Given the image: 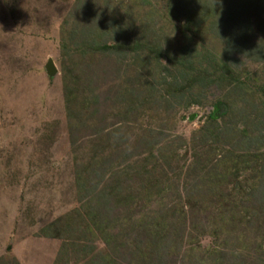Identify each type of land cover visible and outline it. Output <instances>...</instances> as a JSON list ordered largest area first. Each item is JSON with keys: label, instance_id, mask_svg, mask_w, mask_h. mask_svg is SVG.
<instances>
[{"label": "rangeland", "instance_id": "374dc122", "mask_svg": "<svg viewBox=\"0 0 264 264\" xmlns=\"http://www.w3.org/2000/svg\"><path fill=\"white\" fill-rule=\"evenodd\" d=\"M177 1L0 0V264H127L80 207L111 177L126 200L106 231L164 219L162 264H264V9L226 0L225 28L211 0L192 18ZM75 67L104 84L69 86ZM83 218L72 236L52 229Z\"/></svg>", "mask_w": 264, "mask_h": 264}, {"label": "trees", "instance_id": "16d2710c", "mask_svg": "<svg viewBox=\"0 0 264 264\" xmlns=\"http://www.w3.org/2000/svg\"><path fill=\"white\" fill-rule=\"evenodd\" d=\"M192 4H193V8L196 10L190 18L192 17H197L198 15H204V8L203 6L198 5L200 0H189ZM226 0H211V2L208 5L209 11L208 13L210 14V16H214L216 18H221L224 19L222 20L220 23H223L224 21L226 22V26L225 28H230V21H236V23L238 24L237 19L234 17L233 19L231 18H224L223 16H225V14H223L222 16L219 15L218 12H222L223 10L222 7L224 5ZM178 2V6H174V10L181 12L183 10V8H186L187 11H190L191 8L184 3V1L180 0L177 1ZM251 2L253 4H255V6L258 9H264V8H260L257 3H255L256 1L251 0ZM264 2V1H263ZM263 2H261L260 4H262ZM240 10H235L232 11V13H236ZM243 12V11H242ZM227 16V15H226ZM190 18H187L188 22H190ZM242 23L244 24V27L239 29V33L243 34V37L246 36V34H248V26H249V22L247 19H243L241 20ZM90 40L89 41H84L83 43L86 45H94V38L91 35H88ZM96 37H100L99 35H96ZM147 48L151 49L152 51H154L156 54V56H159L161 53L164 55L166 53L162 52V50L160 49L158 44H147ZM139 47H140V43L136 44L133 47H127V45H123L121 48V52L123 51V56L125 55V53L127 52H138L139 51ZM120 53V52H119ZM255 53H257V51L255 50ZM138 54V53H137ZM162 57V55H161ZM168 60L172 61V60H176L175 64L176 67L178 69V67H180L182 70L187 69L189 70V74H192V78L190 79L191 82H210V78L208 76H206L205 74L207 72H203L201 74H199L198 76H196V71L198 70V68L196 69L195 67L192 66L191 63L186 64L181 62L180 60H177L175 55H169L167 54ZM79 66V65H78ZM181 72L178 74L180 75ZM175 78V77H174ZM173 78V79H174ZM99 80H103V77L97 73V72H90L87 70V72L84 73V71H82L80 68L75 67L74 68V75H73V79L70 82L69 86L72 85L73 83H80L83 82L88 88V87H93L99 83ZM177 81V80H176ZM103 83V81H102ZM104 84V83H103ZM102 93V92H101ZM101 93H99L98 95L94 96V100H97V104L100 106V95ZM116 101L118 100V97H116L115 99ZM118 102V101H117ZM140 105V101L135 103V102H129L127 104L126 107V111L123 113V117L125 118V115L128 114L130 112V110L134 109V111L138 108V106ZM217 107V105H215L214 109ZM222 111V110H221ZM216 121L213 118V122ZM208 139V135L204 137V140ZM245 162L248 164V159L246 158V156L244 155L243 158V162ZM204 166H206V164H204ZM118 177V176H117ZM211 178H213V180H219L218 177H203V180L208 181L211 180ZM232 178V177H231ZM126 179V177H124L122 180L120 178H110V184L108 185L109 189H106L107 186H104L103 188H99L96 190V192L92 195H88L86 197H84V199L82 200V202L80 203V207L84 208V210H86L84 212V215L88 218L89 223L91 224V226L94 229L98 230V235L100 237H102L106 243H109V247L112 248L113 251V256L116 257L117 259H119L120 261H123L127 264H140V262H148V261H153L155 260V264H162L163 260L161 258L166 256V252L163 251V246L165 243L164 238L158 237V235H162L163 233L161 232L162 229H164L166 227V223H163L162 220L159 219V217H153V216H149L148 218V222H142L143 221V217H139V220H137V218L132 219V221L129 223L128 227L127 226H123V229H116V231L114 232H108L106 231L107 227L112 226V222L111 221L113 218L108 219L105 215H108V212H117V210L119 208H121V206H123L126 198L122 197L120 190L123 189L121 187V183L124 182ZM232 180L234 182L237 183H243L241 182V179L239 177H233ZM245 185V184H244ZM246 186V185H245ZM81 187V184L78 185V189ZM255 192V185H248V187H246L245 192H247L248 196L251 195L252 192ZM221 195V194H220ZM217 196L214 195L212 197ZM223 196V195H222ZM264 198V196L262 197ZM258 199V197H257ZM207 199H205L206 201ZM264 202V199H262ZM205 203V202H204ZM197 213H201V208H199V211ZM226 218V216H225ZM232 219V218H231ZM115 220V219H114ZM189 223V222H188ZM159 226L157 229H154L155 231H159V234H154L153 232H151V230L148 229V227H150V225L154 228L155 226ZM185 226L187 224V221H185L183 223ZM191 224H197L196 222H190ZM193 226V225H192ZM88 227H90L88 225V223L86 224V221L84 222V218L82 222H73L70 221L69 219H62V221L60 220L58 222V224H54L52 226V229L54 232L58 233V234H62V235H69L72 236L74 234H76L78 231H84V229L86 230ZM137 229V230H136ZM150 229H152L150 227ZM133 233V234H131ZM135 234V236H133ZM161 240V242H160ZM142 259V260H140Z\"/></svg>", "mask_w": 264, "mask_h": 264}, {"label": "water", "instance_id": "95a60500", "mask_svg": "<svg viewBox=\"0 0 264 264\" xmlns=\"http://www.w3.org/2000/svg\"><path fill=\"white\" fill-rule=\"evenodd\" d=\"M47 68H48V70L52 71V72H49V73H53L55 71L52 60L48 61Z\"/></svg>", "mask_w": 264, "mask_h": 264}]
</instances>
